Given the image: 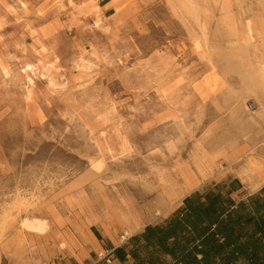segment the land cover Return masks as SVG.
I'll return each instance as SVG.
<instances>
[{
    "label": "rangeland",
    "instance_id": "obj_1",
    "mask_svg": "<svg viewBox=\"0 0 264 264\" xmlns=\"http://www.w3.org/2000/svg\"><path fill=\"white\" fill-rule=\"evenodd\" d=\"M249 158L264 171V0H0V264L118 261L195 191H258Z\"/></svg>",
    "mask_w": 264,
    "mask_h": 264
},
{
    "label": "trees",
    "instance_id": "obj_2",
    "mask_svg": "<svg viewBox=\"0 0 264 264\" xmlns=\"http://www.w3.org/2000/svg\"><path fill=\"white\" fill-rule=\"evenodd\" d=\"M239 181H225L185 197L166 221L147 225L116 248L133 264H264V186L234 197Z\"/></svg>",
    "mask_w": 264,
    "mask_h": 264
},
{
    "label": "bare ground",
    "instance_id": "obj_3",
    "mask_svg": "<svg viewBox=\"0 0 264 264\" xmlns=\"http://www.w3.org/2000/svg\"><path fill=\"white\" fill-rule=\"evenodd\" d=\"M252 158V157H251ZM250 159V158H249ZM248 161V160H247ZM262 162V161H261ZM260 162V164H261ZM264 164V163H262ZM196 165V164H195ZM245 166V165H244ZM220 167V166H219ZM261 166L259 165V162H256V160H252L250 159L248 161V164L246 167H244V169L240 170L242 172L243 175L245 174H251L253 172H257V173H264V171L261 170ZM191 178V171L187 166H180L179 169H175L174 173H171L169 178H168V185L171 189V191H177L179 190V185L180 184H184L186 190H190L192 187V182L190 181ZM155 192V191H154ZM150 193V191H149ZM145 197H149L151 195H148L146 193L142 194ZM152 197V196H151ZM158 197L154 198L155 203H148L147 206L149 209L150 208H154L157 205L160 204V200H157ZM133 209V208H132ZM147 210V209H146ZM137 215V214H136ZM118 218V217H117ZM138 218V217H137ZM23 221V220H22ZM22 227L30 233H35V234H43L46 231V223L42 220H38V219H25L22 222Z\"/></svg>",
    "mask_w": 264,
    "mask_h": 264
},
{
    "label": "built area",
    "instance_id": "obj_4",
    "mask_svg": "<svg viewBox=\"0 0 264 264\" xmlns=\"http://www.w3.org/2000/svg\"><path fill=\"white\" fill-rule=\"evenodd\" d=\"M103 258L105 259L106 264H114L115 259L111 255L104 254Z\"/></svg>",
    "mask_w": 264,
    "mask_h": 264
},
{
    "label": "crops",
    "instance_id": "obj_5",
    "mask_svg": "<svg viewBox=\"0 0 264 264\" xmlns=\"http://www.w3.org/2000/svg\"><path fill=\"white\" fill-rule=\"evenodd\" d=\"M42 221H43V220H42ZM128 259H129V257H127V258L125 259V261H128ZM125 261H123V262H125ZM116 262L118 263V261H115L114 263H116ZM121 263H122V262L119 261V264H121Z\"/></svg>",
    "mask_w": 264,
    "mask_h": 264
}]
</instances>
